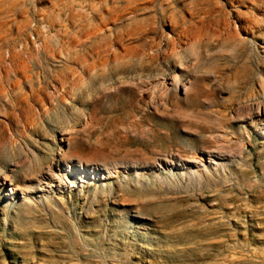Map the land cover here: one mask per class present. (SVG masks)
I'll list each match as a JSON object with an SVG mask.
<instances>
[{
  "label": "rangeland",
  "instance_id": "1",
  "mask_svg": "<svg viewBox=\"0 0 264 264\" xmlns=\"http://www.w3.org/2000/svg\"><path fill=\"white\" fill-rule=\"evenodd\" d=\"M263 1L155 0L115 29L96 0H2L0 52L28 53L0 64V264H264Z\"/></svg>",
  "mask_w": 264,
  "mask_h": 264
},
{
  "label": "bare ground",
  "instance_id": "2",
  "mask_svg": "<svg viewBox=\"0 0 264 264\" xmlns=\"http://www.w3.org/2000/svg\"><path fill=\"white\" fill-rule=\"evenodd\" d=\"M47 1V0H46ZM91 1V0H90ZM97 1V5H98V7H96V6H90V5H88V2H86L87 3V5H88V7H90L91 8V10H93V9H97V11L98 12H101V11H103L104 10V15H106L107 16V18H101V20H102V23H108V21L107 20H111V23H110V25L111 24H113V27H114V24L115 23H117L120 19H122L123 17H124V15L125 14H131L132 12H134L135 10H138L139 9V7H141V6H146V5H148V4H150L151 2H153V1H155V0H96ZM161 1H163V0H161ZM198 1H202V0H198ZM244 1V0H243ZM246 1V0H245ZM248 1V0H247ZM20 2V1H19ZM58 2H59V0H58ZM82 2V1H81ZM94 2V1H93ZM193 2V1H192ZM257 2H259V1H257ZM261 2V1H260ZM18 3V2H17ZM21 3L23 4V0H21ZM20 3V4H21ZM77 3V2H76ZM154 3H156V2H154ZM231 3V2H230ZM249 3H250V0H249ZM252 3V2H251ZM263 3H264V1H263ZM55 4V3H54ZM74 4V3H73ZM239 4V3H238ZM241 4V3H240ZM259 4V3H258ZM5 4L2 2V0H0V16L2 17V15H1V12H3L2 14H4V11H2V8H3V6H4ZM17 5V4H16ZM24 5V4H23ZM83 5V4H82ZM152 5V4H151ZM243 5H244V3H243ZM6 6V5H5ZM237 6V5H236ZM9 7H11V6H9ZM13 7H14V5H13ZM23 7V6H22ZM35 7V6H34ZM69 7V6H68ZM67 7V8H68ZM87 7V8H88ZM241 7V6H240ZM244 7H245V5H244ZM259 7V6H258ZM6 8H7V6H6ZM66 8V7H65ZM66 8V9H67ZM79 8V7H78ZM143 8V7H142ZM187 8V7H186ZM237 8H238V6H237ZM243 8V7H242ZM254 8V7H253ZM260 8V7H259ZM27 10H28V7L26 8ZM70 10H71V8H69ZM152 9V8H151ZM193 9V8H192ZM245 9V8H244ZM251 9H252V6H251ZM4 10V9H3ZM10 10V9H9ZM15 10V9H14ZM13 10V11H14ZM68 10V9H67ZM75 10H76V12H75ZM235 10V9H234ZM237 10V9H236ZM248 10V9H247ZM26 11V10H25ZM29 11V10H28ZM28 11H26V12H28ZM72 11H73V9H72ZM78 10L77 9H74V11L73 12H71V13H73V15L76 13H78L77 12ZM81 11H83V10H81ZM139 11H140V9H139ZM139 11H137V13L139 12ZM184 11V10H183ZM245 11V10H244ZM251 11V10H250ZM255 11V10H254ZM7 12H11V11H7ZM65 12H66V10H65ZM131 12V13H130ZM149 12V11H148ZM153 12V11H152ZM202 12V11H201ZM200 12V13H201ZM238 12H239V9H238ZM238 12H236V13H238ZM252 12H253V10H252ZM84 13V12H83ZM250 13V12H249ZM10 14V13H9ZM75 14V15H76ZM79 14V13H78ZM88 14V12L85 14V15H87ZM101 14V13H100ZM103 14V13H102ZM187 14V13H186ZM207 14V13H206ZM6 15H8L7 13H6ZM26 15V14H25ZM65 15H69L70 16V14H65ZM85 15H83V16H85ZM89 15V14H88ZM91 15V14H90ZM134 15V14H133ZM132 15V16H133ZM192 16H193V14H191ZM197 15V14H196ZM238 15V14H237ZM256 15V14H255ZM100 16V15H99ZM206 16V15H205ZM254 16V15H253ZM264 16V15H263ZM18 17H20L19 15H18ZM28 17V16H27ZM63 17H66V16H63ZM97 17V16H96ZM238 16H236V18H237ZM245 17V16H244ZM249 17V16H248ZM67 18V17H66ZM239 18H241V17H239ZM243 18V17H242ZM13 19H15V17L13 18ZM28 19H29V17H28ZM55 19H56V17H55ZM78 19H80L81 20V18H78ZM86 19V18H85ZM124 19V18H123ZM249 19H251V18H249ZM248 18H247V20H249ZM255 19V18H254ZM258 19H259V17H258ZM261 19V18H260ZM17 19H15V21H16ZM96 20H97V18H96ZM175 20H176V18H175ZM175 20H170V24H171V28L173 29V30H175L176 31V29H178V27H177V23H176V21ZM185 20V19H184ZM241 20V19H240ZM251 20H253V18L251 19ZM251 20H249V22H251ZM263 20V19H262ZM25 21V20H24ZM69 21V20H68ZM71 21V20H70ZM89 21V20H88ZM166 22H167V19L165 20ZM7 22V21H6ZM14 22V21H13ZM77 22V21H76ZM11 23V22H10ZM43 23V22H42ZM68 23V22H67ZM78 23H79V20H78ZM102 23H101V25H102ZM120 23V22H119ZM245 23V22H244ZM37 24V23H36ZM56 24V23H55ZM54 24V25H55ZM75 24V23H74ZM120 24H122V23H120ZM9 25V24H8ZM51 25V24H50ZM49 25V26H50ZM73 24L71 23V26H72ZM84 25V24H83ZM87 25H90V24H86V26ZM149 25V24H148ZM164 25V24H163ZM258 25V24H257ZM0 26L2 27V25L0 24ZM10 26V25H9ZM31 26V25H30ZM42 26H44V24L42 25ZM45 26H46V21H45ZM49 26H48V28H49ZM86 26H85V29H86ZM91 26V25H90ZM146 26V25H145ZM150 26V28H151V26H152V24H150L149 25ZM170 26V25H169ZM234 26H235V24H234ZM248 26V25H247ZM261 26V25H260ZM259 26V27H260ZM68 27H69V25H68ZM78 27V26H77ZM82 27V25L80 24V28ZM88 27V26H87ZM101 27L102 26H99V25H97V26H95V27H93V28H91L92 29V33H90L89 34V32H88V34H86V37H87V35L89 36V38L91 37V36H94L95 34H98V33H100L101 32ZM106 27V25L104 26V28ZM119 27H120V25H119ZM158 27H159V25H158ZM161 27V26H160ZM214 27V26H213ZM255 27V26H254ZM253 27V28H254ZM263 27V26H262ZM14 28V27H13ZM40 28V27H39ZM44 28V27H43ZM66 28H67V26H66ZM79 28V27H78ZM110 28V27H109ZM115 28V27H114ZM149 28V27H148ZM154 28V27H153ZM187 28H188V26H187ZM245 28V27H244ZM264 28V27H263ZM15 29V28H14ZM51 29H52V26H51ZM70 29V28H69ZM83 29V28H82ZM116 29V28H115ZM123 30H126V27L125 28H122ZM145 29V28H144ZM156 29V28H155ZM215 29V28H214ZM246 29V28H245ZM248 29V28H247ZM26 30V29H25ZM27 30L29 31V28H27ZM36 31L35 32H38L37 31V28L35 29ZM40 30V29H39ZM41 30H42V27H41ZM58 30V29H57ZM56 30V31H57ZM60 30V29H59ZM64 30V29H63ZM65 30H68V29H65ZM75 30V29H74ZM111 30V29H110ZM109 30V31H110ZM140 30V29H139ZM147 30H149V29H147ZM220 30V29H219ZM234 30H236V28H234ZM242 30V29H241ZM257 30V29H256ZM258 30H259V28H258ZM14 31V30H13ZM23 31V30H22ZM44 31V30H43ZM50 31V30H49ZM51 31H53V30H51ZM55 31V32H56ZM90 31V30H89ZM135 31V30H134ZM150 31V30H149ZM148 31V32H149ZM207 31V27L205 26V22L204 21H201V22H197L196 21V23H194L193 25H191L190 26V33L191 34H193V37H194V42H195V44H197L198 42V40H199V38H200V36L202 35V33L204 32H206ZM30 32V31H29ZM54 31H53V33H55ZM58 33L60 32V31H57ZM56 32V33H57ZM64 32V31H63ZM66 32V31H65ZM105 32V31H104ZM124 32V31H123ZM133 32V31H132ZM139 32V31H138ZM151 32V31H150ZM172 32V31H171ZM226 32V31H225ZM224 32V33H225ZM41 33V32H40ZM55 33V34H56ZM120 33V32H119ZM127 33V32H126ZM130 33H131V31H130ZM130 33H128V37H129V35H131ZM135 33V32H134ZM133 33V34H134ZM183 33L185 34V33H187V32H184L183 31ZM223 33V32H222ZM223 33V34H224ZM227 33V32H226ZM225 33V35H227L228 36V33L226 34ZM31 34H32V32H31ZM34 34L35 33H33L32 34V36H34ZM46 34V33H45ZM60 34H62L61 32H60ZM110 34V33H109ZM121 34V33H120ZM139 34V33H138ZM143 34V32L141 33V35ZM177 34V33H176ZM251 34V33H250ZM259 34V33H258ZM257 34V35H258ZM13 35V34H12ZM28 35H30V34H28ZM54 35V34H53ZM175 35V34H174ZM187 35V34H186ZM213 35V34H212ZM221 35V34H220ZM234 35V34H233ZM1 36V35H0ZM49 36H52V35H49ZM58 36H60V35H58ZM57 36V37H58ZM68 36V35H67ZM116 36H117V34H116ZM123 36V35H122ZM121 36V37H122ZM135 36V35H134ZM136 36H137V33H136ZM143 36V35H142ZM166 36V35H165ZM172 36H173V34H172ZM180 36V35H179ZM178 36V37H179ZM207 36V35H206ZM18 37H19V33H18ZM40 37V36H39ZM43 37V36H42ZM61 37V36H60ZM124 37H125V34H124ZM127 37V38H128ZM140 37L141 36H139V40H140ZM175 37V36H174ZM188 37V36H187ZM190 37H191V35H190ZM192 37V38H193ZM210 37V36H209ZM214 37V36H213ZM233 37V36H232ZM257 37V36H256ZM2 38V37H1ZM13 38H14V36H13ZM31 38H33V37H31ZM48 38V37H47ZM62 38V37H61ZM65 38H67V37H65ZM117 38H119V36L117 37ZM131 38V37H130ZM145 38H146V35H145ZM177 38V37H176ZM217 38H218V36H217ZM254 38V37H253ZM27 39V38H26ZM41 39V38H40ZM80 39H82V37L80 38ZM123 39V38H122ZM125 40H127L126 38H124ZM142 39V38H141ZM175 39V38H174ZM206 39H207V37H206ZM209 40H210V38H208ZM212 39V38H211ZM216 39V38H215ZM243 39V38H242ZM262 39V38H261ZM3 40V39H2ZM1 40V41H2ZM33 40V39H32ZM37 40H38V36H37ZM65 40V39H64ZM103 40V39H102ZM116 40V39H115ZM139 40H138V42H139ZM146 40V39H145ZM144 40V41H145ZM188 40H189V38H188ZM208 40V41H209ZM214 40V39H213ZM212 40V41H213ZM220 40V39H219ZM244 40V39H243ZM246 40V39H245ZM15 41V40H14ZM34 41H35V39H34ZM43 41H44V39H43ZM62 41H63V39H62ZM88 41V40H87ZM118 41H120V38L118 39ZM142 41H143V39H142ZM173 41V40H172ZM181 41H182V39H181ZM215 41H218V40H215ZM27 42H28V40H27ZM30 42V41H29ZM73 43H74V41H72ZM113 42V41H112ZM116 42V41H115ZM135 42H136V40H135ZM169 42V41H168ZM174 42V41H173ZM172 42V43H173ZM183 42H184V39H183ZM186 42H187V40H186ZM190 42V41H189ZM252 42V41H251ZM35 43V42H34ZM38 43V42H37ZM40 43V42H39ZM42 43V42H41ZM122 43V42H121ZM140 43V42H139ZM143 43V42H142ZM175 43V42H174ZM245 43V42H244ZM8 44H9V42H8ZM59 44V43H58ZM116 44H117V42H116ZM146 44V43H145ZM161 44V43H160ZM179 44V43H178ZM210 44V43H209ZM208 44V45H209ZM214 44V43H213ZM20 45H21V43H20ZM22 45L23 46H16V44H13V45H11V46H9L8 48H7V50L4 52V54L2 55L1 54V52H0V64H2V66L4 65H9V66H12V65H14V66H16L18 63L20 64L21 63V65H22V62H21V57L23 58V57H25V56H22V55H24V54H26V52H27V50H26V47L24 46V43H22ZM26 45H29V44H27L26 43ZM65 45H66V43H65ZM71 45V44H70ZM97 45V44H96ZM124 45H125V42H124ZM135 45V44H134ZM147 45V44H146ZM194 45V44H193ZM33 46V45H32ZM39 46H41V44L40 45H38L37 47H39ZM106 46V45H105ZM111 46V44L108 46V47H110ZM122 46V45H121ZM126 46V45H125ZM136 46V45H135ZM18 47V48H17ZM37 47H36V49H37ZM105 48L106 49V51H102L101 53L99 52L98 54H97V58H98V65H99V68L101 69L100 71L102 72V74H101V77H103V76H105V73H107V70H106V67H107V64H108V60H109V58H108V55L110 54L109 52H111L112 53V55H113V60L114 61H116L118 58H119V56H117L115 53H114V51L112 50V49H110V50H108L109 48ZM113 47H114V45H113ZM145 47V46H144ZM143 47V48H144ZM16 48H17V50H16ZM35 48V46L33 47V49ZM69 48H70V46H69ZM128 48V50H130V48H129V46L127 47ZM127 48H126V51H127ZM135 48V47H134ZM159 48V47H158ZM172 48V47H171ZM171 48H169V50L171 49ZM259 48V47H258ZM31 49V48H30ZM36 49H35V51H36ZM38 49H40V47L38 48ZM43 49V48H42ZM116 49V48H115ZM137 49V48H136ZM162 49V48H161ZM174 49V48H173ZM91 50V49H90ZM125 50V49H124ZM124 50H122V52H124ZM139 50V49H138ZM140 50H143V49H140ZM145 50H146V47H145ZM179 50H180V48H179ZM29 51H31V50H29ZM55 51V50H54ZM132 51V50H131ZM158 51V50H157ZM162 51V50H161ZM166 52H168L167 50H165ZM171 51V50H170ZM169 51V52H170ZM92 52V51H91ZM116 52V51H115ZM140 52V51H139ZM144 52V51H143ZM142 52V53H143ZM146 52V51H145ZM144 52V53H145ZM172 52H174V51H172ZM28 53V52H27ZM39 52H37V54H38ZM143 53V54H144ZM161 53V52H160ZM165 53V52H164ZM92 54V53H91ZM120 54V53H119ZM128 54V53H127ZM157 54H158V52H157ZM167 54V53H166ZM169 54V53H168ZM57 55V54H56ZM176 55V54H175ZM88 56V55H87ZM123 56V55H122ZM131 56V55H130ZM139 56V55H138ZM159 56H160V54H159ZM163 56V55H162ZM30 57H32V56H29V58ZM53 57V56H52ZM57 57V56H56ZM55 57V58H56ZM81 57H82V55H81ZM110 57V56H109ZM128 57V56H127ZM165 56H163V58H164ZM29 58H28V60H29ZM54 58V57H53ZM52 58V59H53ZM88 58V57H87ZM91 58V57H90ZM111 58V57H110ZM132 58H133V53H132ZM135 58V57H134ZM24 59H26V58H24ZM80 59V58H79ZM131 59V58H130ZM136 59V58H135ZM151 59V58H150ZM156 59V58H155ZM27 60V59H26ZM54 60V59H53ZM56 60V59H55ZM57 60H59V58L57 59ZM69 60V59H68ZM125 60V59H124ZM123 60V61H124ZM138 60V59H137ZM139 61V60H138ZM64 62V61H63ZM89 62V61H88ZM157 62V61H156ZM155 62V63H156ZM161 62V61H160ZM25 63V62H24ZM40 63V62H39ZM152 63V62H151ZM119 64H120V62H119ZM77 65V64H76ZM156 65V64H155ZM157 65H158V63H157ZM17 66H19V65H17ZM23 66V65H22ZM27 66V65H26ZM67 66V65H66ZM70 66V65H69ZM75 66V65H74ZM73 66V67H74ZM8 67V66H7ZM68 67V66H67ZM72 67V66H71ZM18 68V67H17ZM76 68V67H75ZM74 68V69H75ZM98 68V66L97 65H94V64H87L86 65V70H87V73L89 72H91L93 69H97ZM149 68V67H148ZM167 68V67H166ZM6 69V68H5ZM9 69V68H8ZM9 70H11V71H13L11 68L9 69ZM17 70V69H16ZM28 70V69H27ZM79 69H77V71H78ZM86 70H85V72H86ZM125 70V67L124 66H120V65H118V66H116V63H115V67L112 69V71H114L115 72V74L116 75H119L120 73H123V71ZM165 70V69H164ZM2 71H4V69H3V67H2ZM65 71V70H64ZM126 71V70H125ZM144 71V70H143ZM217 71H220V70H217ZM217 71H216V73H217ZM14 72V71H13ZM12 72V73H13ZM62 72V74H63V71H60V73ZM162 72H164V71H162ZM166 72V71H165ZM165 72H164V74H165ZM2 73V72H1ZM34 74V73H33ZM62 74H61V76H62ZM103 75V76H102ZM217 75H218V73H217ZM1 76H2V74H1ZM4 76V75H3ZM13 76H15L14 74H13ZM84 76H85V74H84ZM84 76H82V78H85ZM78 77V76H77ZM164 77H165V75H164ZM4 78V77H3ZM2 78V79H3ZM16 78H18L19 79V77L17 76ZM67 78V77H66ZM69 78V77H68ZM5 79V78H4ZM58 79V78H57ZM133 79H135V78H133ZM156 79V78H155ZM163 79V78H162ZM104 80V79H103ZM219 80H221V79H219ZM55 81V80H54ZM134 81V80H133ZM19 82V81H18ZM75 82V81H74ZM78 82H79V80H78ZM129 82H130V80H129ZM50 83H52L51 85H53V82H50ZM57 83H58V81H57ZM125 82H123V81H120L119 82V84L122 86V84H124ZM127 83V82H126ZM136 83V82H135ZM55 84V83H54ZM59 84V83H58ZM129 84H131V82L129 83ZM133 84V83H132ZM141 84V83H140ZM3 85V84H2ZM77 85H79V83L77 84ZM77 85H75V86H77ZM22 86V85H21ZM114 86V85H113ZM112 86V87H113ZM10 87V86H9ZM11 87H12V85H11ZM47 87H49V86H47ZM81 87H82V84H81ZM2 88V87H1ZM22 88H23V86H22ZM42 88H43V86H42ZM49 88H51V87H49ZM52 88H53V86H52ZM58 88V87H57ZM55 89V87L53 88V90L55 89V91H57L58 89ZM108 88V87H107ZM110 88V87H109ZM108 88V89H109ZM116 88H121V87H116ZM11 89V91H12V88H10ZM24 89V88H23ZM69 89V88H68ZM111 89V88H110ZM42 91H43V89H41ZM52 90V89H51ZM104 90V89H103ZM123 90V89H122ZM1 91V90H0ZM1 92H3V91H1ZM39 92V91H38ZM44 92V91H43ZM53 92V91H52ZM58 92V91H57ZM66 92V91H65ZM27 93V92H26ZM67 93V92H66ZM33 93H31V97H33L34 96V94L32 95ZM43 94V93H42ZM44 94H46V92L44 93ZM62 94V93H61ZM60 94V95H61ZM98 94V93H97ZM164 94V93H163ZM28 95H29V93H28ZM39 95V94H38ZM41 95V94H40ZM50 94H48V96H49ZM63 95H64V93H63ZM66 95V94H65ZM67 95H68V93H67ZM165 95V94H164ZM52 97H53V95H51ZM15 97V96H14ZM40 97V96H39ZM43 97V96H42ZM42 97H40V98H42ZM46 97V96H45ZM72 97V96H71ZM161 97V96H160ZM160 97H158L159 98V100H160ZM166 97V96H165ZM164 97V98H165ZM1 98H5V95H1ZM44 98V97H43ZM16 99H18V98H16ZM58 99V98H57ZM67 99V98H66ZM136 99V98H135ZM138 99H140V98H138ZM137 99V100H138ZM47 100V99H46ZM45 100V98H44V101H46ZM36 101H38V98H37V100ZM40 101V100H39ZM59 101V100H58ZM158 101V100H157ZM166 101V100H165ZM22 102V101H21ZM24 102V101H23ZM28 102V101H27ZM32 102V101H31ZM41 102V101H40ZM42 102H43V100H42ZM69 102V101H68ZM138 102V101H137ZM13 103V102H12ZM47 103V102H46ZM139 103V102H138ZM155 103V102H154ZM17 104V103H16ZM24 104V103H23ZM28 104V103H27ZM31 104V103H30ZM32 104L34 105V103L32 102ZM42 104V103H41ZM160 104H161V101H160V103L158 104V107H160ZM163 104V103H162ZM22 105V104H21ZM46 105V104H45ZM25 106V105H24ZM42 106H43V104H42ZM76 106V105H75ZM157 106V105H156ZM36 107V106H35ZM154 107H155V105H154ZM162 107V106H161ZM163 107H165L164 105H163ZM162 107V108H163ZM264 108V107H263ZM25 109V108H24ZM34 109V108H33ZM44 109H46V107L44 108ZM43 109V110H44ZM247 109V108H246ZM36 110H38V109H36ZM42 110V111H43ZM47 110V109H46ZM15 111H17V110H15ZM41 111V112H42ZM155 111H156V109H155ZM37 112V111H36ZM16 113V112H15ZM38 114H39V111L37 112ZM17 115V117H18V115L19 116H21L20 114H18V113H16ZM45 114V113H44ZM44 114H41V116L42 115H44ZM14 115V114H13ZM24 115V114H23ZM15 117V116H14ZM186 117V116H185ZM12 118V117H11ZM16 118V117H15ZM32 118V117H31ZM41 118V117H40ZM17 119H19V118H17ZM21 119V118H20ZM23 119V118H22ZM189 119V118H188ZM10 120V119H9ZM1 121V120H0ZM4 121H7V120H4ZM192 121V120H191ZM193 121H194V119H193ZM3 122V121H2ZM23 122V120L21 121V123ZM25 122V121H24ZM26 122H27V120H26ZM6 123V122H5ZM26 124V123H25ZM23 125V124H22ZM3 126V125H2ZM1 126V127H2ZM10 126V125H9ZM8 126V127H9ZM6 127H7V125H6ZM27 127V126H26ZM117 127H118V125H117ZM3 129H4V127H2ZM25 128V127H24ZM22 129H23V127H22ZM9 130V129H8ZM11 131H12V128L10 129ZM24 130V129H23ZM27 131V130H26ZM7 132H9V131H7ZM70 132H72V131H70ZM11 133V132H10ZM3 136V135H2ZM9 136H10V134H9ZM14 136V135H13ZM15 138V137H14ZM13 138V139H14ZM16 140V139H15ZM154 162H155V160H154ZM75 164V163H74ZM171 164V163H170ZM78 166H79V164H78ZM87 167V166H86ZM66 168H68L69 169V167H66ZM91 171V170H90ZM78 172H82V171H78ZM237 218V217H236ZM205 231V230H204ZM158 232V231H157ZM211 232V231H210ZM215 233V235H216V232H214ZM218 235H221V234H218ZM217 235V236H218ZM235 235V234H234ZM242 236V235H241ZM219 238V237H218ZM220 239H222V238H220ZM244 239V238H243ZM242 239V240H243ZM244 241V240H243ZM216 242V241H215ZM213 243V242H212ZM222 244V243H221ZM219 245V244H218ZM129 246H131L130 244H129ZM221 246V245H220ZM203 247V246H202ZM215 247V246H214ZM219 247V246H218ZM198 248V247H197ZM206 247H204V249H205ZM222 248H223V246H222ZM11 249V248H10ZM135 249V248H134ZM192 249V248H191ZM195 249V248H194ZM199 249H201V248H199ZM207 249V248H206ZM209 249V248H208ZM217 249V248H216ZM154 250V249H153ZM163 250V249H162ZM198 250V249H197ZM218 250V249H217ZM128 251V250H127ZM132 251V250H131ZM193 251H195V250H193ZM216 251V250H215ZM220 251V250H219ZM250 251V250H249ZM197 252V251H196ZM201 252V251H200ZM228 252V251H227ZM20 253V252H19ZM18 253V254H19ZM132 253V252H131ZM193 253V252H192ZM254 253H256V251L254 252ZM126 254V253H125ZM194 254V253H193ZM197 254H198V252H197ZM209 254H211V253H209ZM251 254V253H250ZM258 254V253H257ZM127 255V254H126ZM219 255V254H218ZM19 256V255H18ZM125 256V255H124ZM138 256V255H137ZM195 256V255H194ZM198 256V255H197ZM134 257V256H133ZM200 257H201V254H200ZM202 257H204V256H202ZM140 258V257H139ZM191 259H193L192 257H190ZM216 258H218V257H216ZM23 259V258H22ZM210 259H213V257L212 258H210ZM142 260H143V258H142ZM149 260V259H148ZM151 260V259H150ZM154 261V260H153ZM181 261V260H180ZM204 261V260H203ZM208 261V260H207ZM212 261V260H211ZM210 261V262H211ZM214 261V260H213ZM201 262V261H200ZM206 261H204V263H205ZM226 262V261H225ZM232 262V261H231ZM54 263V262H53ZM186 263V262H185ZM191 263V262H190ZM203 263V262H202ZM228 263V262H227ZM48 264V263H47ZM199 264V263H198ZM209 264V263H208Z\"/></svg>",
  "mask_w": 264,
  "mask_h": 264
},
{
  "label": "crops",
  "instance_id": "3",
  "mask_svg": "<svg viewBox=\"0 0 264 264\" xmlns=\"http://www.w3.org/2000/svg\"><path fill=\"white\" fill-rule=\"evenodd\" d=\"M46 224L48 225L49 228H51V225H50L51 223L49 221H47Z\"/></svg>",
  "mask_w": 264,
  "mask_h": 264
}]
</instances>
